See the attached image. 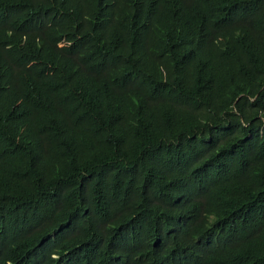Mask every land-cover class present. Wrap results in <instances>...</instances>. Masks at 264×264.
Instances as JSON below:
<instances>
[{
  "label": "trees",
  "instance_id": "trees-1",
  "mask_svg": "<svg viewBox=\"0 0 264 264\" xmlns=\"http://www.w3.org/2000/svg\"><path fill=\"white\" fill-rule=\"evenodd\" d=\"M0 264H264V0H0Z\"/></svg>",
  "mask_w": 264,
  "mask_h": 264
}]
</instances>
